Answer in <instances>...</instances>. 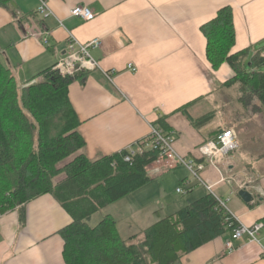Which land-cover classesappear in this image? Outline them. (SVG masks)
Here are the masks:
<instances>
[{
	"label": "crops",
	"instance_id": "crops-1",
	"mask_svg": "<svg viewBox=\"0 0 264 264\" xmlns=\"http://www.w3.org/2000/svg\"><path fill=\"white\" fill-rule=\"evenodd\" d=\"M49 6L53 17L43 19L36 12L38 0H0V59L24 86L66 55L71 37L82 44L101 40V48L92 51L100 69L86 72L83 83L69 87L81 121L79 131L87 142L84 153L91 160L127 152L162 118L176 135L177 155L199 157L197 148L211 140V129L223 128L224 121L217 118L198 131L179 109L195 102L188 109L192 117L208 114L204 110L212 103L215 87L234 76L226 64L213 70L201 32L222 8L230 6L234 12L233 53L249 49L250 56H264V0H49ZM79 6L89 8L94 19L71 17V10ZM130 63L137 73L127 69ZM106 72H113L112 81ZM187 172L167 160L147 168L150 182L143 187V210L155 218L151 226L212 194ZM231 173L210 167L203 178L213 186L215 198L229 200L230 211L244 225L264 221V177L255 189H248L255 201L245 204L234 178L246 173ZM221 177L228 180L218 183ZM168 182L182 198L166 192ZM179 183L184 194L178 193ZM72 222L52 195L0 215V264H67L61 232ZM117 228L121 237L118 224ZM134 232L132 228L128 239L139 233ZM230 239L226 233L176 264H264V233L261 245L244 239L235 242L233 253L226 250Z\"/></svg>",
	"mask_w": 264,
	"mask_h": 264
},
{
	"label": "trees",
	"instance_id": "trees-1",
	"mask_svg": "<svg viewBox=\"0 0 264 264\" xmlns=\"http://www.w3.org/2000/svg\"><path fill=\"white\" fill-rule=\"evenodd\" d=\"M201 32L213 70L226 64L234 73L213 90V94L224 90L223 109L231 104L230 90L238 114L244 118L259 114L264 121V56L262 52L250 56L249 49L233 53V8H222ZM86 75L62 77L52 67L22 86L0 59V215L52 195L73 220L61 232L67 264H176L226 233L232 237L235 225L226 228V217L212 194L126 241L111 216L97 227L88 225L92 216L149 184L147 168L159 160L160 152L148 150L131 163L124 160L126 151L97 160L85 155L87 142L79 131L81 121L69 87L77 81L83 83ZM194 103L179 111L202 131L217 119L218 112L194 118L188 110ZM155 126L171 131L164 118ZM226 130L231 129H211V140ZM252 151L261 163L264 154L257 156L259 151L253 145Z\"/></svg>",
	"mask_w": 264,
	"mask_h": 264
},
{
	"label": "built area",
	"instance_id": "built-area-1",
	"mask_svg": "<svg viewBox=\"0 0 264 264\" xmlns=\"http://www.w3.org/2000/svg\"><path fill=\"white\" fill-rule=\"evenodd\" d=\"M6 2H12L14 0H5ZM39 7L37 9V15L43 19H49L53 17V12L49 6V0H38ZM71 17L78 18L83 21L89 22L94 19L93 12L87 7H76L70 12ZM48 43L47 40H45ZM102 46V42L99 39L93 40L89 43L82 44L71 37V41L68 44V52L66 55L53 67V71L60 74L62 77H73L81 72H93L100 69L99 62L92 56V51L99 49ZM127 69L132 73H137L138 68L134 64L130 63ZM113 72H106L105 77L107 80H113ZM176 141V135L173 131L167 132L163 128L151 126V132L149 136L135 145L133 148L127 151L125 156V162L131 163L135 156L142 155L148 150H158L160 152V158L157 162L167 160L172 165L184 166L191 177L199 184L206 187V189L214 194L213 186L210 185L203 178L204 172L208 168H214L221 172L225 170L228 174H232L235 168L229 165L230 155L238 149V136L234 130H226L220 134L217 138L209 140L203 143L197 148V154L199 157L186 158L178 156L174 144ZM226 177H221L218 183L227 181ZM245 188H240L244 190ZM247 190V189H245ZM178 193L184 194L182 189H178ZM219 206L226 217V228H230L235 225L232 237L226 242V250L228 253H233L235 250V242L241 240H248L249 243H256L261 245L260 235L264 233V221L256 223L252 226H246L235 217L228 207V201L221 200L216 197Z\"/></svg>",
	"mask_w": 264,
	"mask_h": 264
},
{
	"label": "rangeland",
	"instance_id": "rangeland-1",
	"mask_svg": "<svg viewBox=\"0 0 264 264\" xmlns=\"http://www.w3.org/2000/svg\"><path fill=\"white\" fill-rule=\"evenodd\" d=\"M261 47L264 48V43L261 44ZM264 70V69H263ZM233 78V77H232ZM231 78V79H232ZM39 78L37 81H40ZM227 96L231 104L228 105V109H223V98L224 90L223 91H216L214 94V98L212 103H208V108L205 109V112L209 113L213 110L218 112L217 118L218 120L224 121V129H231L238 136V149L230 155L229 158V165H232L235 168V171H239L240 173H246V176H240L239 178H234L236 184L240 188L249 189L250 187H257V181L264 177V159L261 160V163L257 162V158L255 157L252 151V145L254 149L259 151L258 155L264 154L262 147V142L264 141V121L261 115H257L255 117L248 116L244 118L241 116L240 113L236 112L238 106L233 103L232 91H227ZM211 110V111H210ZM255 144L253 143L254 141ZM261 143V146L259 144ZM234 154V157H231ZM188 173V172H187ZM190 177V176H189ZM237 179V180H236ZM147 187V186H145ZM180 189H183V185L181 186L180 183L178 185ZM175 185L171 183H167L166 192L169 195L175 192L176 195ZM177 196V195H176ZM178 198H182L183 196H177ZM128 198V199H126ZM126 200L118 201L108 206V209H104L103 211L95 214L88 220V225L92 228L97 227L102 220H104L105 216L108 214H112L113 218L118 220L117 224L120 228V234L123 240H128V237L133 235L129 233L131 229H136L138 234L143 233L142 231L151 227L154 224L155 218L153 215L148 212L145 213L146 209L143 210V188L135 191L131 195L127 196ZM136 223V225L134 224ZM146 227V228H145ZM134 232V233H137Z\"/></svg>",
	"mask_w": 264,
	"mask_h": 264
},
{
	"label": "water",
	"instance_id": "water-1",
	"mask_svg": "<svg viewBox=\"0 0 264 264\" xmlns=\"http://www.w3.org/2000/svg\"><path fill=\"white\" fill-rule=\"evenodd\" d=\"M239 197L242 199V201L245 203V204H251L255 201V197L254 195L249 192L248 190H241L239 191Z\"/></svg>",
	"mask_w": 264,
	"mask_h": 264
}]
</instances>
